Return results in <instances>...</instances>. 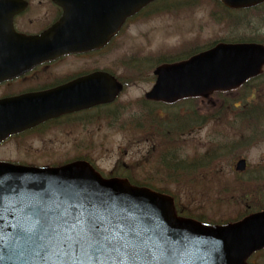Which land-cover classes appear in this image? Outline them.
I'll return each instance as SVG.
<instances>
[{"label": "water", "instance_id": "obj_1", "mask_svg": "<svg viewBox=\"0 0 264 264\" xmlns=\"http://www.w3.org/2000/svg\"><path fill=\"white\" fill-rule=\"evenodd\" d=\"M109 1L105 7L102 0V12L92 4L85 14L69 15L61 25L73 26L59 35L71 40L58 41L56 50L64 44L81 51L106 43L129 16L153 0ZM220 1L227 7L246 8L264 0ZM15 51L14 56L17 45ZM5 58H10L8 48ZM263 66V45L221 43L188 60L157 67V80L146 97L172 103L234 89L258 76ZM122 89L116 82L101 87L99 93L60 97L56 111L46 99L42 102V96L3 99L0 141L50 115L112 101ZM245 167L246 160L240 159L236 169ZM74 204L94 205L105 217H122L136 226L141 239L130 247L100 253L91 242L78 245L59 219L60 211H70ZM40 208L49 212L44 228L34 213ZM262 247L264 211L235 223L208 225L177 216L171 196L132 185L127 178H104L87 161L53 168L0 162V264H248L245 260Z\"/></svg>", "mask_w": 264, "mask_h": 264}, {"label": "rangeland", "instance_id": "obj_2", "mask_svg": "<svg viewBox=\"0 0 264 264\" xmlns=\"http://www.w3.org/2000/svg\"><path fill=\"white\" fill-rule=\"evenodd\" d=\"M188 1L167 0L165 4L176 5L178 7L176 11L169 12L165 6V11L160 13L154 11L146 13L122 32L113 53L118 59L116 69L124 78L129 72L126 68L127 64L132 72L139 70L133 75L135 83L118 101L119 108L115 106L109 113L96 111L100 115H108V118H103V122L102 120L91 122L85 130V141L81 143L79 149L74 141L70 142L68 153L70 157L80 155L81 159L93 162L106 176H109L117 165L124 164L116 168L118 175L129 179L131 176L139 182L149 180L154 184L155 189L163 192L166 190V193L175 197L177 209L181 214L195 218L203 217L211 222H226L238 215H244L249 205L254 209L264 208V182H262L264 176L258 177L259 174H264V139L256 141L264 133V128L257 131L252 128L242 131L238 129V123L221 122L216 120L215 114L211 115L213 113L219 115L218 105L225 104L228 112L232 111L229 120H235V112L238 113L242 107L233 109L230 104L232 101L245 98V91L241 89L214 94L204 101L200 99L183 101L169 107L151 105L140 108V106L144 94L150 89L154 80L153 70L156 65L148 67L151 62L154 63L155 60H152L154 57H162L168 52L178 50L191 43L190 41L195 43L200 41L201 43L196 46L202 47L237 36L239 38L256 36L264 40V10L231 15L232 17L240 15L243 24H231L227 27L224 18L223 21H217L210 15L212 10H217L219 5L217 1L196 0L193 5L186 6L185 3ZM220 16L221 12H217L216 17L221 18ZM263 82L264 75L258 83ZM130 102H133L130 110H140L144 113V117L147 113L161 114L164 119L156 121L150 116L153 122L151 125L122 126L120 124L123 119L134 118L133 115L128 114L119 116L128 109L122 107ZM201 110L206 113H201ZM220 110L222 111L221 107ZM198 112L199 115H203L200 126L194 123ZM204 115H207L205 121ZM116 116L119 119L116 120ZM186 116L191 118V124L186 125L185 135L180 136V131L176 132L172 129V133L164 141V138H161L165 136L164 130L170 126L175 129L172 121L184 120ZM109 117L115 120H109ZM204 122L206 123L203 124ZM189 131L191 132L188 134ZM224 134L227 135L223 136ZM21 143H17V148L15 143L2 147L1 156L12 157L17 152V158L28 161L56 160L49 156L51 151L43 152L44 156L32 154L27 150L28 147H24ZM40 147L41 143H38L37 148ZM223 148H231L226 158L216 157L212 164L205 165L215 156H220V150V154L225 152ZM160 153H164L162 158L172 164L174 174L178 171L175 167L179 165L190 166L191 170L185 171L178 178L167 176L164 169H161ZM242 157L247 159L248 170L244 175L239 176L233 166L238 158ZM131 166L136 168L133 170ZM188 171L194 173L186 178ZM256 257L251 261L262 264L260 261L264 260V254Z\"/></svg>", "mask_w": 264, "mask_h": 264}, {"label": "flooded vegetation", "instance_id": "obj_3", "mask_svg": "<svg viewBox=\"0 0 264 264\" xmlns=\"http://www.w3.org/2000/svg\"><path fill=\"white\" fill-rule=\"evenodd\" d=\"M103 1L105 7L111 5L109 0ZM161 1L163 0L148 5L141 13L148 12V7L155 4H158L159 9ZM92 4H97L102 12V0H0V101L12 97L46 95L41 98L44 99L42 102L46 99L52 104L51 109L56 111L59 110L56 103L60 102L57 98L70 94L84 95L88 87L101 86L100 82L91 80L96 74L110 73L124 83L116 69L118 59L113 56L118 36L110 38L103 47L96 46L88 51L64 52L65 44L57 50L55 48L58 41L68 43L71 40L66 35L60 37L59 33L70 30L67 28L73 25L61 23L67 22L69 15H76L80 11L85 14ZM24 37H28L30 41L26 42ZM6 47L10 54L8 59L5 58ZM16 69L17 73L13 74L11 71ZM88 76L91 77L87 78ZM101 82L104 84L103 80ZM118 101L50 115L29 129L0 141V149L10 143H15L17 148V143L22 142L32 154L44 156L43 152L51 151L49 156L56 160L28 161L17 158V152L12 157H2L0 152V160L40 166L80 159V155L69 156L70 142L74 141L79 149L85 141V130L89 124L108 118V115H100L96 111L109 113L115 106L119 108ZM116 117V120L119 119ZM109 120L115 119L109 117ZM38 143H41L40 148H37ZM260 254L261 252L253 254L251 259Z\"/></svg>", "mask_w": 264, "mask_h": 264}, {"label": "trees", "instance_id": "obj_4", "mask_svg": "<svg viewBox=\"0 0 264 264\" xmlns=\"http://www.w3.org/2000/svg\"><path fill=\"white\" fill-rule=\"evenodd\" d=\"M212 1L218 2V0H212ZM195 2H196V0H189L188 3H185V4H186V6H188V5H193ZM212 11L213 12L210 14L211 17L216 18L217 21H223L222 18H224L226 20L227 27L230 26L231 24H233V25H242L243 24V22H241L242 18L239 17L240 15L236 16V17H232L231 15H236L237 13L226 10V8L222 5H220V3L217 7V10H212ZM217 12H221V16H220L221 18L216 17ZM249 12H256V10L253 9ZM223 40L224 41H230V42H245V41L251 42V41H254V42L264 43L263 39L258 38L256 36H248L247 38H245V37L239 38L237 36V37H232V38H225ZM212 45L213 44H208L204 47H197L196 46V49H193L192 45L185 46V47H183L184 49H182V50L178 49V50H174L172 52H168L162 57H154L152 60H155V61H154V63H152V62L151 63L154 66L156 64H161V63L181 61V60H184V59L190 57L192 54H194L196 52H199L203 49L211 47ZM262 77L263 76H260L258 78L252 79V80L248 81L247 83H245L239 89V90L243 89L245 91V98H243L241 100H237V101H232L230 104L233 107H240V106L242 107V109L239 110L238 113L235 112V121H236V123L239 124L238 129H240L242 131H245L246 129H249V128H252L254 131H257L261 128H264V82L258 83V81H260L262 79ZM239 90H236V91H239ZM216 94H221V92H217V93H215V95ZM197 99H199V98H191L189 100L195 101ZM219 106L222 108V111L220 110ZM227 109L228 108L225 106V104H219L218 108H217V113H219V115L216 113H213L211 115L215 114L216 120H219V121L225 122V123L226 122L230 123V121L227 119L228 114H229ZM204 112L206 113V111H204ZM186 117L187 118H184V120H178V119L173 120L172 122H175L173 125L175 126V129H177V130H175L173 127L171 128V126H170L164 130L165 136L161 137V138H164V141H166V138L172 133V129H173V131H176V132L186 131L185 128L191 124V118H188V116H186ZM201 117L203 118V115L202 114L199 115V112H198V116L194 119V123L196 126H200L202 124ZM206 118H207V115H204V121L206 120ZM204 123H206V122H204ZM225 135H227V134H224L223 136H225ZM263 139H264V133H262L257 138L256 141H260ZM230 149L226 148L227 154H228ZM162 157H164V153L163 154L160 153V156H159V161L162 162L161 163V169H164L165 173H167L166 175L169 177L173 176V177L178 178V176L184 174L185 171L191 170L190 166L186 167L185 165H182V166L179 165V167H175L178 169V171L176 174H174V169H173L172 164L166 162ZM216 157H218V156H215L214 159H212L208 164H205V165L212 164ZM131 167H133V166H131ZM133 168L135 169L136 166H134ZM190 174H192V173H190ZM190 174H186V178L190 177ZM260 175L264 176V174H259V176H258L259 178L262 177ZM130 178L134 183H137L139 185H147V186H151V187L155 188L154 184L152 182H150L149 180H146L144 182H139V181H135L131 176H130ZM255 180H256V176H255ZM250 181H252V179ZM262 182H264V180ZM161 190H163V189H161ZM229 190H230V188H229ZM165 192H167V191L165 190ZM254 210L255 209L253 208V206H252V208L250 207V205L247 207V213L254 211ZM199 219H204V218L199 217Z\"/></svg>", "mask_w": 264, "mask_h": 264}, {"label": "snow or ice", "instance_id": "obj_5", "mask_svg": "<svg viewBox=\"0 0 264 264\" xmlns=\"http://www.w3.org/2000/svg\"><path fill=\"white\" fill-rule=\"evenodd\" d=\"M34 213L44 228L49 217L48 210L40 208L34 210ZM59 219L67 229L69 239L75 237L78 245L91 242L97 253L130 247L141 239L134 224L114 214L105 217L94 205L74 204L70 211L61 210Z\"/></svg>", "mask_w": 264, "mask_h": 264}]
</instances>
